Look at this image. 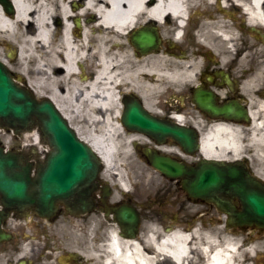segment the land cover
Masks as SVG:
<instances>
[{
    "label": "flooded vegetation",
    "instance_id": "obj_1",
    "mask_svg": "<svg viewBox=\"0 0 264 264\" xmlns=\"http://www.w3.org/2000/svg\"><path fill=\"white\" fill-rule=\"evenodd\" d=\"M214 2L216 4L218 0ZM71 8L78 12L82 9V5L73 4ZM3 13L7 18L14 17L4 10ZM218 16H226L219 7L206 5L202 3V0L201 3L198 0H190L183 19L177 20L170 16L163 20H143L142 18L137 25H135L136 22L132 24L126 31L127 37L120 40L126 46V53L131 56L127 57V61L131 64L136 62V67L146 66L147 59L151 58L158 59L161 63L156 71L157 75L141 77L140 85L145 90L146 100L155 102L152 103L153 111L147 108L145 98L138 92L137 83L123 82L115 86L121 105V110L117 114L118 123L119 121L122 123L127 106L137 101L152 117L180 127L183 130L184 142H190L191 148L183 147L173 137L167 138L163 144L144 134L129 131L121 125L116 135L117 148L121 142H125L126 137L131 136V140L130 142L127 140L120 154H114V156L115 158L119 156L118 165L121 167L123 181L127 187L120 186L116 175L111 178L104 177L103 171L101 182L94 192L93 201L87 207V212L73 215L74 220L80 221L79 225L86 226L85 231L92 225H98L97 221H100L102 227L97 234L101 243H106L101 240V233L105 232L106 239V235H109L111 231L107 228L113 226L117 227L118 235L124 240H138L144 237L148 233L147 227L150 226H157L166 233L177 229L193 231L209 227L224 228L239 234L245 233L248 245L251 244L250 237L264 239V228L257 225L232 224L225 211H221L211 202L191 198L183 189L181 180L171 181L163 177L151 167L146 157L147 151L152 150L189 165H197L201 160L200 149L203 139L214 127L230 123L243 125L245 126V132L242 134L244 149L241 157L229 156L218 161L229 163L242 160L256 177L264 182V168L261 167L258 157V155H264V147H259L252 141L250 131L254 122L253 113L257 115L261 113L260 104L264 103V89L252 95L245 93L244 90L246 80L257 71V62L253 58H247L241 62V57L245 55L243 50L230 56L225 47L221 46V40L210 33L214 31L211 24L216 22ZM226 17V20L231 21L229 16ZM93 20L90 14L84 18L77 16L72 19L69 22L72 35L80 38L85 29L89 33L85 26L92 24ZM65 25L66 21L60 16L49 22L48 28H51L52 41L62 42ZM204 37L209 43L204 42ZM2 44L0 42L3 59L20 72L19 57L13 59L6 51V46ZM237 44L245 46L246 41L240 39L237 40ZM38 45L42 46V42L39 41ZM43 52L46 54V47L43 48ZM39 54L41 67L48 71L53 80H57L55 91L60 95L59 100L62 103L73 81L85 83L94 78L95 65H92L87 57H79L74 69L67 71L64 60L60 64L63 67H60V65H54L50 57L43 56L42 52ZM177 64L182 65V76L174 75L179 71ZM185 67L192 70L189 76L184 74ZM165 72L172 77L167 76ZM155 87H158L156 94L153 91ZM78 94L83 95L81 89ZM46 97H53V87L49 85L39 93V98ZM209 101L218 112L225 108H232L234 114L242 113L246 118L234 122L222 117L223 115L210 114L200 106V102L208 103ZM72 121L77 126L87 128L85 122L79 119ZM155 173L159 174L157 180H155ZM222 199L226 204L233 205L237 212H242V205L238 198L223 194ZM127 213L130 216L136 215L138 223L126 222L123 217ZM33 215H36L34 210H14L2 222V232L11 235V239L0 242V261L3 259L5 264H11L12 255H21L25 249L33 254L39 250L38 244L46 239L53 240L51 235L53 228L45 225H51L55 221L42 220L44 222L37 225L35 221L30 224L27 221H21ZM42 255L44 257V254ZM260 257L263 258L264 264V245Z\"/></svg>",
    "mask_w": 264,
    "mask_h": 264
},
{
    "label": "bare ground",
    "instance_id": "obj_2",
    "mask_svg": "<svg viewBox=\"0 0 264 264\" xmlns=\"http://www.w3.org/2000/svg\"><path fill=\"white\" fill-rule=\"evenodd\" d=\"M189 1L15 0L14 18H6L0 7V33L19 45L20 69L24 74H30L29 85L39 93L47 85L53 87L52 98L64 114L71 121L79 119L85 122L87 128L85 127L84 132L81 130L84 126H75L79 135L101 155L105 164L104 177L111 178L116 175L123 188H126L127 184L124 183L122 172L119 170V156L115 158L114 154H120V150L126 146V141L130 142L131 136L126 137L125 142H121L117 148L116 135L122 124L117 121L121 105L115 86L123 82L137 83L138 92L145 98L147 108L153 111V104L146 100L145 90L140 83L142 76L157 75L161 61L151 58L147 59L146 66L136 67V62L132 65L127 61V57L131 56L126 53V46L120 40L125 39L127 29L135 22L137 25L142 18L163 20L170 16L177 20L183 19ZM198 2L201 3V0ZM202 3L219 7L223 14L230 17L231 21L226 20V16H218L216 22L211 24L214 31L210 32L221 40L230 56L243 50L245 55L241 57V62L247 58H256L257 71L246 80L245 93L252 95L264 89V0H218L216 4L214 0H202ZM73 4H81L82 9L73 11ZM238 7H242L249 14V25L240 22L236 16ZM89 14L94 18L92 24L85 26L89 33L85 29L82 37L73 36L69 22L77 16L84 18ZM57 16L66 21L62 42L52 41L51 28H48L49 22ZM250 26L255 32H252ZM241 31L256 37L258 44L254 41L246 43L245 46L237 44ZM39 41L42 46L38 45ZM204 42L209 43L205 37ZM44 47L47 49L46 54L43 52ZM39 52L50 57L54 65H60L64 60L67 71L74 69L79 57H87L92 65H95L94 78L85 83L73 81L62 103L59 100L60 95L55 91L57 80H53L48 71L41 67ZM32 64L34 67L32 66L29 72V66ZM177 67L179 71L174 75L182 76V65L177 64ZM190 72L192 70L185 67L184 74L189 76ZM165 74L172 77L166 72ZM157 88L153 89L155 94L158 92ZM79 89L83 92L82 96L78 94ZM260 109V115L253 113L254 122L250 131L252 141L264 145V103L260 104ZM244 132L245 126L238 124L214 127L203 139V157L240 158L244 149ZM96 227L97 224L92 225L83 232L69 228V235L76 239V242L71 244L72 247L61 249L57 245L51 253L45 252L44 257L51 260L49 264H71L67 251L72 253V250H81L82 244L85 245L84 251H77L78 259L82 261L87 258L89 262L97 260L104 264H159L160 261L162 264H190L197 254L201 255L203 264H250L246 262L245 255L252 257L256 253V245L244 247L238 239L229 236L219 238L212 232L203 236L199 229L191 233L179 229L166 233L157 226L147 227L148 233L138 240H124L118 235L116 226L108 227L111 231L106 235V239L105 232L101 233V240L106 243H100L91 238ZM86 253L88 255H85ZM0 264H5V261L2 259Z\"/></svg>",
    "mask_w": 264,
    "mask_h": 264
},
{
    "label": "water",
    "instance_id": "obj_3",
    "mask_svg": "<svg viewBox=\"0 0 264 264\" xmlns=\"http://www.w3.org/2000/svg\"><path fill=\"white\" fill-rule=\"evenodd\" d=\"M0 2L12 10L9 0ZM17 80L0 61V126L12 128L16 134L38 127L52 151L45 162L35 165L21 153L5 152L0 144L1 205L9 211L35 209L38 216L51 220L57 217L59 204H63L69 214L73 208L76 212L86 211L99 182L101 157L77 136L51 99L38 101L28 88L19 85L23 79ZM200 103L203 109L216 113L211 105ZM123 125L160 143L169 137L181 143L184 140L180 127L152 117L137 101L127 107ZM183 146L191 148L190 142ZM146 157L164 177L182 179L184 189L194 199L217 202L222 191L232 192V196L242 201L244 212L238 215L230 209L224 210L231 217H239L243 224L264 226V185L253 178L242 163L228 165L205 158L197 167H190L152 150L147 151ZM217 204L223 208L221 203ZM1 218L0 214V221ZM123 218L135 224L139 221L134 214L127 213ZM8 239L0 229V241Z\"/></svg>",
    "mask_w": 264,
    "mask_h": 264
},
{
    "label": "rangeland",
    "instance_id": "obj_4",
    "mask_svg": "<svg viewBox=\"0 0 264 264\" xmlns=\"http://www.w3.org/2000/svg\"><path fill=\"white\" fill-rule=\"evenodd\" d=\"M240 19V18H239ZM240 22H241V19H240ZM246 34L245 31H241L240 33V36L238 37L240 39H244L246 41V43L248 42H258V41H255L254 37H252L251 35H244ZM5 36H0V42L4 43V45L7 46V43L6 40H5ZM221 42V41H220ZM258 44V43H257ZM11 46H14V44H10ZM221 46L224 48L223 44L221 43ZM16 47V46H15ZM8 48V47H6ZM226 50V49H225ZM260 55V54H258ZM260 58V61H261V57L259 56ZM256 59V58H255ZM33 64L29 66V72H31V68H32ZM34 67V66H33ZM246 68V67H244ZM16 71V70H15ZM30 76V74H29ZM151 103H155L153 102V100L150 101ZM155 106V105H154ZM158 106V105H157ZM72 108V107H71ZM83 131V130H82ZM84 132V131H83ZM84 135H86V133H83ZM0 139H2L3 141L6 142V144H9L12 145H18L20 142L17 141L16 139H14L13 135H3V133L0 132ZM257 146L259 147H264L263 144L259 145V143H257ZM259 157V162L261 163V167L264 168V155H258ZM123 167V166H122ZM119 170L121 171V167H119ZM155 180H157V178H159V174L158 173H155ZM166 183V182H165ZM27 221L29 224L30 222L34 223L37 225V224H40L44 221H42L40 218L38 217H31V218H28V219H21V221ZM73 221L74 219H72V216L66 214V213H62L57 220H55V223L49 225H45L46 227L48 228H53L52 232H51V235L53 236V240H50V239H46L43 243H40L38 244V248L39 250H37L35 253L31 254V251L30 250H27L25 249L23 251V253L21 255H12L11 256V262L14 264V263H17L19 261H21V258L22 256L26 257L23 261H25L27 264H35V262H37V264H49L51 262L50 259L48 258H44L42 254H44V252L46 250H48L49 252L51 250H53L57 245H59L61 247V249L63 248H66V246L68 247H72L71 244H74V242H76L75 238L72 237L71 235H69V228H76L78 229L79 231L82 230L85 231L84 227H86L85 225L84 226H79V225H74L73 224ZM98 222V225L96 227V231L95 233H93V236L91 237L92 239H95L94 241H98L100 242V239H99V235L97 234L99 232V229H101L102 226H100V221H97ZM34 224V225H35ZM45 227V228H46ZM51 231V230H49ZM184 232H192V231H184ZM203 236L205 235V233L207 232H212V234L214 236H217L219 238H224L225 236H229L231 238H236L238 239L240 242H241V245H243L244 247H246V242L244 241L246 239V236L245 234H238V233H234L232 231H228L226 229H222V228H212V227H209L208 229H200L199 231ZM234 233V234H233ZM264 239L263 237H256L255 238V241H253V245H256V253H260L261 252V249L263 248V245H264ZM101 243V242H100ZM84 247L85 245L82 244V249L80 250H72V254H75L77 255V251H84ZM30 248V247H28ZM45 250V251H44ZM87 251V250H86ZM85 251V252H86ZM51 253V252H50ZM67 253H71V252H68ZM102 254V252H101ZM85 255H88L87 253ZM21 257V258H20ZM89 257V256H87ZM249 258L248 254L245 255V260H247ZM20 259V260H19ZM83 261V262H82ZM76 260L74 261L73 264H104V263H101V262H98L97 260L95 261H88L87 258L85 260ZM163 262L160 261L159 264H162ZM166 264H172L170 262L166 263ZM190 264H203V260H202V257L200 254H197L194 256V259L193 261L190 263ZM253 264H263L261 261H257L256 259L253 261Z\"/></svg>",
    "mask_w": 264,
    "mask_h": 264
}]
</instances>
